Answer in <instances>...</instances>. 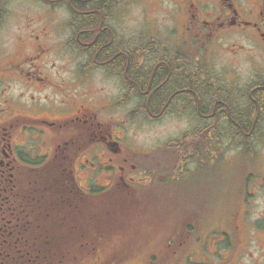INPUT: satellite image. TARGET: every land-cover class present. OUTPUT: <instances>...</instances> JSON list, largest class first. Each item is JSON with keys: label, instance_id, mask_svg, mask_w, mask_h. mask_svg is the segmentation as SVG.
Segmentation results:
<instances>
[{"label": "flooded vegetation", "instance_id": "1", "mask_svg": "<svg viewBox=\"0 0 264 264\" xmlns=\"http://www.w3.org/2000/svg\"><path fill=\"white\" fill-rule=\"evenodd\" d=\"M36 2L64 38L0 62V264H199L222 164L264 146V0ZM137 116L188 128L138 144Z\"/></svg>", "mask_w": 264, "mask_h": 264}, {"label": "rangeland", "instance_id": "2", "mask_svg": "<svg viewBox=\"0 0 264 264\" xmlns=\"http://www.w3.org/2000/svg\"><path fill=\"white\" fill-rule=\"evenodd\" d=\"M41 4L31 0L29 4L6 5L8 11L4 23L0 24V62L10 59L11 52L14 54L25 47L16 40L18 34L26 33L24 27L28 26L31 34H38L39 29L46 28L44 34L48 36L46 40L52 49L64 38L60 31L63 16L60 8L52 11L47 9V5ZM135 14L134 12V16ZM120 16H123L124 23L131 18L128 16L126 19L122 14ZM136 21L139 19L133 25ZM46 59L55 57L51 54ZM129 108L130 106L126 107V111ZM117 114L120 115L119 112ZM187 124V119L183 117L166 116L157 122H149L137 116L127 121V138L138 144L169 139L171 135L175 136L187 129ZM254 152V166L250 168L254 176L249 180H246L248 173L243 167L235 169L230 163L222 164L221 201L218 202L216 211L208 212L206 218L201 219L204 223L208 222L207 225L214 226L216 215L221 216L220 230L212 235V240L209 239L204 244V257L198 259V255H195L192 263L223 264L230 260L231 264H264V146H255ZM210 214L211 218L208 217ZM239 225L243 231L239 230L237 236Z\"/></svg>", "mask_w": 264, "mask_h": 264}, {"label": "trees", "instance_id": "3", "mask_svg": "<svg viewBox=\"0 0 264 264\" xmlns=\"http://www.w3.org/2000/svg\"><path fill=\"white\" fill-rule=\"evenodd\" d=\"M246 118H248V117H246ZM211 132H212V131H207V140L213 138V137L210 136ZM213 132L215 133V131H213ZM237 137H238L239 142H241L242 139H243V137H242V135H241L240 132H237ZM237 137H235V138H237ZM246 149H247V147H246V145H245V147H244V151H246ZM244 155H245V154H244Z\"/></svg>", "mask_w": 264, "mask_h": 264}]
</instances>
